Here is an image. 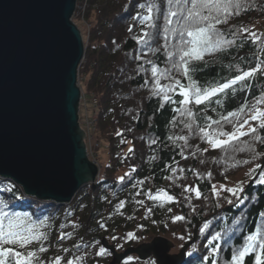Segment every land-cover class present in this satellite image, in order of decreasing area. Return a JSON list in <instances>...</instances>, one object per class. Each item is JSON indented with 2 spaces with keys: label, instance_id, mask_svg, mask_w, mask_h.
<instances>
[{
  "label": "trees",
  "instance_id": "1",
  "mask_svg": "<svg viewBox=\"0 0 264 264\" xmlns=\"http://www.w3.org/2000/svg\"><path fill=\"white\" fill-rule=\"evenodd\" d=\"M243 2L245 8L238 15L229 17L227 23L218 26L229 39L238 28H248L252 22L264 18V0ZM85 4L91 29L79 73L86 75V88L95 93L98 100L94 109L95 153L100 157L98 150L103 146L108 151L105 162L98 159L96 187L93 189L91 183L84 184L70 203L63 204L28 196L13 180L0 177V202L7 205L6 211L26 214L37 223L46 221V226L40 229L48 236L44 242L48 251L39 254L44 264H51L61 253L67 258L79 251L85 253L93 247L98 249L103 237L117 245L130 232L137 238L127 239L126 247L137 246L157 235L166 236L169 233L178 234L187 242L193 238V231L199 222L202 223L198 237L188 248L187 258L182 264H205L203 256L209 254L206 244L210 235L216 231L226 232L233 228L236 220H240L236 227L243 231L230 232L219 242L221 250L217 264H227L230 249L242 245L243 236L260 223L259 213L264 212V185H258L253 179L260 173L257 169L248 180L250 184L244 187L241 195L247 199L239 207L226 202L225 197L235 198L225 192L219 197L220 207H216L217 197L212 192V185L231 182L239 172L261 165L264 143L254 140V134H250L227 150L213 148L201 138L199 127L207 128L211 124L212 132L234 131V126L222 121L221 116L237 111L245 104L251 105L264 94V77L250 81V86L244 90L238 88L235 93L220 96L219 104L190 105L196 116L193 130L189 131L184 126L188 118L173 111L181 105L164 103L151 90L154 85L152 66L171 68L163 38L167 0H85ZM140 4L146 7L142 9ZM149 4L156 5L151 28L137 18L148 15ZM77 14L78 10L75 16ZM262 29L261 33H264V26ZM145 32L149 36L144 37ZM140 37L148 43H137ZM168 43L171 45L175 41L169 40ZM258 57L264 59V54H259L256 45L247 34H243L235 46L205 56L204 61L198 62L196 70L191 72V77L198 86L220 83L237 74V65L247 70L255 65ZM171 74L187 84L183 75L175 69ZM171 82L161 80L162 85ZM171 95L173 100L182 99ZM212 121H220V124ZM251 124L257 126L255 122ZM258 134L264 139V130L258 129ZM169 136H186L187 143L169 140ZM153 140L156 143H151ZM128 173L131 179L126 175ZM122 176L123 182L119 179ZM137 181L144 183L132 187ZM190 186H199L201 198L197 199L194 192L184 191ZM159 189L173 195L178 203L160 207L159 202L147 199L149 191L155 193ZM140 200L144 201L143 205L137 203ZM121 202H124L123 208H119ZM176 215L185 219L174 221ZM208 222L209 229L201 233V228ZM61 234L65 235V239H60ZM37 249L38 245H33V250ZM109 254L106 250L103 257L89 259L84 264H105L107 261L109 264ZM248 259H254V256ZM141 262L156 264L154 257ZM207 264H212L211 259Z\"/></svg>",
  "mask_w": 264,
  "mask_h": 264
},
{
  "label": "water",
  "instance_id": "2",
  "mask_svg": "<svg viewBox=\"0 0 264 264\" xmlns=\"http://www.w3.org/2000/svg\"><path fill=\"white\" fill-rule=\"evenodd\" d=\"M77 2L0 0V177L28 196L63 204L84 184L95 189L99 176L80 126L78 72L85 46L73 21ZM201 223L179 249L163 235L123 250L103 237L102 246L113 256L109 264H123L133 254L182 264Z\"/></svg>",
  "mask_w": 264,
  "mask_h": 264
},
{
  "label": "snow or ice",
  "instance_id": "3",
  "mask_svg": "<svg viewBox=\"0 0 264 264\" xmlns=\"http://www.w3.org/2000/svg\"><path fill=\"white\" fill-rule=\"evenodd\" d=\"M139 7L143 9L146 5L140 4ZM155 8V4H149L147 5L148 15L137 17L141 20V23H147L149 28L153 27L151 21L153 20L152 14ZM244 8L245 4L243 0H167L163 38L165 40L164 47L167 50V59L171 64V68L160 69L156 65L152 66L151 75L154 85L151 90L153 95L162 98L164 103L181 105V107L174 108L173 111L180 113L192 121L188 122L186 120L184 122V126L189 131L193 130L194 117L196 116L190 105L207 106L213 102L219 104L220 96L235 93L238 88L244 90L250 86V81L257 79V77H264V59H259V57L255 65L247 70L237 65V74L220 83L198 86L197 82L191 77V72L196 70L198 62L204 61L205 56L222 52L235 46L237 40L243 34H247L251 42L256 45L259 54H264V33L257 34V32L246 27H241L233 32L231 34L232 38L229 39L218 27L223 23H227L229 17L238 15ZM147 36H149V33L145 32L144 37ZM169 40H174L175 43L170 45L168 43ZM137 43L146 45L148 40L140 37L137 38ZM172 69L182 74L187 84L175 79L171 74ZM162 79L172 82L162 85ZM147 83L145 81L146 85ZM171 94L178 95L182 99L173 100ZM220 119L227 124L233 125L234 131L224 132L220 130L212 132L210 131L211 124L207 128L199 127L201 138L206 140L213 148L227 150L233 147L235 142L239 141L240 138L249 136L250 134H254V140L264 143V139L258 134V129L264 130V94L256 98L251 105L245 104L237 111L222 115ZM251 122H255L258 127L252 126ZM173 123H175V120H173ZM212 123L220 124V121H212ZM245 127L248 128L247 131L243 130ZM220 137L226 138L221 139ZM168 139L182 140L186 144L188 138L186 136H169ZM151 143L154 144L156 141L153 140ZM245 147L250 148V145H246ZM129 151H132V149ZM244 163H248V161H244ZM257 169H260V173L258 177H253V179L258 185H264V168H261V165L257 164L256 168H253L249 175L255 173ZM180 171H183V169ZM126 175L131 179L130 173ZM208 175L211 178V173ZM119 179L121 182L124 181L123 176ZM143 183L144 181H137L132 187L135 188L138 184L142 185ZM184 191L194 192L197 199L202 196L199 186L186 187ZM212 192L217 197L216 207H220L219 197L222 192L228 193L230 197L235 198L233 200L232 198L225 197L226 202L234 207H239L247 199L246 196L242 197L241 195L244 192L243 182L235 187L221 185L219 189H217L216 185H212ZM147 199L159 202L158 206L160 207H163L164 204L178 203L173 195H170L163 189H159L155 193L149 191ZM137 203L143 205L144 201L140 200ZM123 207L124 202H121L119 208ZM6 208L7 205L0 202V264H44L39 254L48 251L44 246V242L48 239V236L46 233L40 231V229L46 226V221L37 223L31 216L6 211ZM168 210L171 211V208ZM148 211L151 212L152 209L149 208ZM259 216L261 217L260 223L254 225L253 231L243 236L242 245L230 249L227 264H264V212H260ZM184 219L185 217L181 215L174 217V221H182ZM239 224L240 220H236L233 228L228 229L226 232L216 231L210 235L206 244L209 254L203 256L205 264H207L209 259H211L212 264H217V256L221 250L219 242L230 232L243 231L242 228L236 227ZM209 225L210 222L205 223L200 230L201 233L208 230ZM100 226L104 227L103 224ZM68 235L70 236L71 234ZM127 238L135 240L137 237L134 233L130 232L127 234ZM60 239H65V235L61 234ZM33 244L38 245L37 250H30ZM64 251L68 250L64 249ZM105 252L106 249L100 247L99 255H104ZM253 256L254 259H248ZM51 264H62V258L59 256L55 257ZM67 264H79V258L69 260Z\"/></svg>",
  "mask_w": 264,
  "mask_h": 264
},
{
  "label": "rangeland",
  "instance_id": "4",
  "mask_svg": "<svg viewBox=\"0 0 264 264\" xmlns=\"http://www.w3.org/2000/svg\"><path fill=\"white\" fill-rule=\"evenodd\" d=\"M84 4H85V0H80L77 2V10L79 11V14H77V16H75L74 14V17L76 18L74 20V17H73V21L78 26V28L81 31V34L83 35L84 45L86 48L89 38H90L91 23L88 21V18L86 15L87 10H85L86 7L84 8V6L86 5ZM262 26H264V18L252 22L251 24L248 25V28L252 31L257 32V34H260L261 31L263 30ZM85 82H86V75L83 73H79L78 85L81 89V95H82V98L80 99V104H79L80 126L85 131L84 141H85V144L87 145L88 157L92 162H94L99 167L98 159L105 162L108 159V151L103 146L101 149L99 148L98 150L100 157L99 155L95 153L97 152V149H94V146H93V142H94L93 135H94V129H95L94 126L96 125L95 124L96 123V113L94 109L96 107L95 105L98 103V100L96 98L97 96L95 95V93L87 90ZM243 130L247 131L248 128L245 127ZM255 167L256 166H253V167L247 168L239 172L237 175H235L234 179L231 182H227L223 184L217 183L216 184L217 189H219L221 185H224L226 187H235V186L240 185L241 182H243L244 187L245 186L247 187L250 184V181L248 182V180L253 176V173L252 175H249V173H251L252 169ZM246 182H248L247 185H245ZM191 187H195V186H191ZM165 237L171 239L175 243V245L177 246L176 249L181 248V246L184 243H186L184 237L183 239H181L182 236L175 234V233H169ZM127 239H128L127 237L123 238V240L121 239L120 241L117 242V245L121 249L127 248L125 245ZM33 245L31 246L30 250H33ZM100 247H102V245H100ZM100 247L98 249L93 247L90 252H85V253H83L82 251H79L76 254L69 256L67 258H66L67 255H64L61 253L59 257L62 258V264H67V261L76 260L77 258H79V264H84L89 259L95 258V260H98V258L102 256V255H99ZM176 249H174L173 251H175ZM107 256H108V260L112 259L113 257L111 253ZM125 261H130L129 262L130 264H144V262L139 261L138 256L135 254L129 256ZM107 262L105 264H107Z\"/></svg>",
  "mask_w": 264,
  "mask_h": 264
},
{
  "label": "built area",
  "instance_id": "5",
  "mask_svg": "<svg viewBox=\"0 0 264 264\" xmlns=\"http://www.w3.org/2000/svg\"><path fill=\"white\" fill-rule=\"evenodd\" d=\"M84 5H86V4H84ZM86 6H84V8H85ZM76 11H77V8H76ZM78 75H79V72H78ZM81 98H82V95H81Z\"/></svg>",
  "mask_w": 264,
  "mask_h": 264
},
{
  "label": "bare ground",
  "instance_id": "6",
  "mask_svg": "<svg viewBox=\"0 0 264 264\" xmlns=\"http://www.w3.org/2000/svg\"><path fill=\"white\" fill-rule=\"evenodd\" d=\"M82 37H83V35H82ZM83 42H84V40H83ZM85 46V45H84ZM82 63V62H81ZM79 116H80V113H79ZM86 147H87V145H86Z\"/></svg>",
  "mask_w": 264,
  "mask_h": 264
}]
</instances>
